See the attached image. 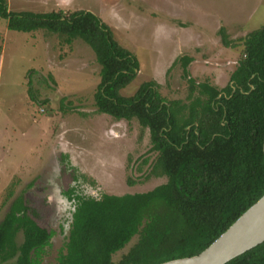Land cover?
Here are the masks:
<instances>
[{
	"label": "trees",
	"instance_id": "trees-1",
	"mask_svg": "<svg viewBox=\"0 0 264 264\" xmlns=\"http://www.w3.org/2000/svg\"><path fill=\"white\" fill-rule=\"evenodd\" d=\"M0 18L10 30H47L65 43L81 38L100 66L95 110L115 120L134 119L146 129L149 151L155 153L147 176L164 178L149 190L121 195L67 189L74 211L63 249L49 263L39 258L53 231L37 225L17 196L0 220V261L159 264L193 256L263 195L264 24L242 38L240 56L221 88L190 76V56L176 58L171 65L179 63L188 90L181 100L163 97L153 80L122 95L137 74V61L88 11L13 12L0 0ZM218 33L224 46L232 45L223 27ZM225 264H264V242Z\"/></svg>",
	"mask_w": 264,
	"mask_h": 264
},
{
	"label": "rangeland",
	"instance_id": "rangeland-1",
	"mask_svg": "<svg viewBox=\"0 0 264 264\" xmlns=\"http://www.w3.org/2000/svg\"><path fill=\"white\" fill-rule=\"evenodd\" d=\"M6 5L13 12L83 10L98 17L137 61L136 76L120 90L125 96L153 80L166 99L184 100L181 66L171 65L183 55L192 58L187 70L195 81L225 86L242 38L264 24V0H6ZM220 27L231 46L221 43ZM99 68L81 38L65 43L47 30H10L0 18V220L20 196L36 224L53 231L41 263L55 261L69 228L57 222L65 204L57 208L52 194L72 189L95 197L121 195L164 181L147 176L155 157L147 130L134 119L115 120L95 110ZM20 239L18 232L16 243Z\"/></svg>",
	"mask_w": 264,
	"mask_h": 264
},
{
	"label": "water",
	"instance_id": "water-1",
	"mask_svg": "<svg viewBox=\"0 0 264 264\" xmlns=\"http://www.w3.org/2000/svg\"><path fill=\"white\" fill-rule=\"evenodd\" d=\"M264 242V193L198 254L159 264H225Z\"/></svg>",
	"mask_w": 264,
	"mask_h": 264
},
{
	"label": "flooded vegetation",
	"instance_id": "flooded-vegetation-1",
	"mask_svg": "<svg viewBox=\"0 0 264 264\" xmlns=\"http://www.w3.org/2000/svg\"><path fill=\"white\" fill-rule=\"evenodd\" d=\"M43 190H45V189H43ZM73 192L75 194L77 193L76 190H73ZM47 193L48 192L41 193V195H44V194H47ZM80 194H83V193H80ZM51 198H52L51 199L52 200L51 202H53V204H55L56 207L58 206V204H63V203L65 204V206H64L65 207L64 212L61 213V214H59L60 219L57 222H60L63 226L69 225V223L71 221V218H72V213L74 211L73 199L72 198L69 199L65 194L64 195H61L60 197H59V195H56L55 196L54 194H52ZM47 231H50V230H47ZM50 241H51V238H50Z\"/></svg>",
	"mask_w": 264,
	"mask_h": 264
}]
</instances>
